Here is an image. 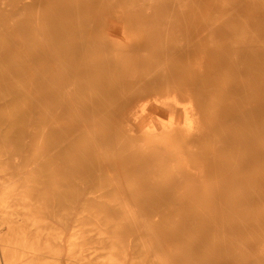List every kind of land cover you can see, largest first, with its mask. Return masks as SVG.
<instances>
[{
    "label": "bare ground",
    "instance_id": "bare-ground-1",
    "mask_svg": "<svg viewBox=\"0 0 264 264\" xmlns=\"http://www.w3.org/2000/svg\"><path fill=\"white\" fill-rule=\"evenodd\" d=\"M127 1L0 0L4 146L34 135L97 264H264V0ZM6 152L1 216L34 234L0 223V264H56L46 195Z\"/></svg>",
    "mask_w": 264,
    "mask_h": 264
},
{
    "label": "rangeland",
    "instance_id": "rangeland-1",
    "mask_svg": "<svg viewBox=\"0 0 264 264\" xmlns=\"http://www.w3.org/2000/svg\"><path fill=\"white\" fill-rule=\"evenodd\" d=\"M119 1L120 0H116L115 4H113V0H108L106 5H110V7L115 5V7L120 8V7H124L125 3L128 2L127 0H121L122 2L121 1L119 2ZM161 1H166V0H152V1L151 0H134V2H136L137 5L138 4L139 5L140 4L157 5ZM177 1L178 0H168L167 2L170 3L171 5H174L177 3ZM187 1H188L187 4L189 5L190 0H187ZM33 136L34 135H30L29 133H26L25 135L19 138L20 142L29 143L28 146L26 145L25 149L21 148V150H19V147H15L13 144H7L4 146L2 142L4 141V138L0 136V147L1 148L6 147L7 149V152L5 153V155H2V156L7 157L10 162L11 160H13V163L15 164V165L12 164L11 167L7 170L8 173L18 171L24 174V177H26L25 174L30 175L31 176L30 177L31 183H29L31 185L30 187H33L34 185L38 187V189H42V191H44V196L45 195L46 196L44 197V199L42 198V200L45 202V205L47 206L45 209H43L45 211L43 213V216L45 218L44 222L54 227L53 231L59 232L58 233L59 237L57 240L53 239L51 236H47L48 237L47 239L51 245V248L54 250H58V253L56 254V256H58L56 264H97L99 263L102 260V256L100 254H102L105 251V248L102 247L101 243L98 242V239L96 238L97 235L94 233V231L97 229L96 224L93 223L95 219L90 216H88L90 220H87L86 217L84 218L82 217L83 214L84 215L86 214L85 212L81 213V204H82L81 202L82 201L80 200V198L77 197L76 194L70 193L68 186L65 187L67 189H65L64 186L62 187L60 176L58 175V178L55 177V175H53V171L50 174L49 170L51 169L49 168L48 165L46 166V164H41V162H43L44 159L46 158L43 153L41 155L38 154V152L40 151L39 149L36 150L34 148V145H37V144H35V141H34L35 139ZM18 155L20 156L17 157ZM35 170H37V172H35ZM1 177H6V176L4 175L3 172L0 171V178ZM19 185L21 187L18 186V190L23 189L24 183L21 182L19 183ZM18 207L19 206H16V205L9 206L8 209L12 210L13 212L11 214L5 215L6 218L2 217L0 213V223L4 222L5 224V220H7V223H6L7 225L8 220L11 218L12 219L18 218L20 223L24 222L26 220L25 216L21 213L16 212V209H18ZM50 210L51 211L55 210L57 215H59L60 213H64L66 217L65 223L59 221L57 216H53ZM80 216H81V220H79ZM80 221H84V222L86 221L85 227H87L88 230L84 233V235L88 237L87 245L85 246V245L80 244L82 247L81 246L78 247V245L76 244L68 245L70 242L69 237H72V233L77 231L76 227L74 228V225ZM1 225L2 227H5L3 224ZM8 225H12L11 230L10 231L8 230L9 232H5L6 230H3L1 233L2 237L5 239L4 242L7 243V241H11V240L15 242L16 239L18 238L19 227L15 223H9ZM20 226H22L23 229L25 230L27 237L33 236L34 232L32 233L30 232V230H28L29 227H31V225L21 223ZM52 227H51V230H52ZM80 250H82V252ZM82 253L85 255L84 258H83L84 255ZM26 255H28L27 260L30 259L31 257L30 253ZM45 260L50 261V259H45ZM2 264H10V263L3 262Z\"/></svg>",
    "mask_w": 264,
    "mask_h": 264
}]
</instances>
